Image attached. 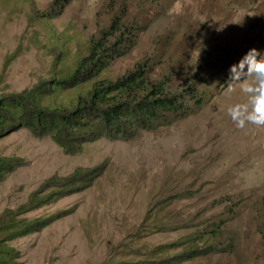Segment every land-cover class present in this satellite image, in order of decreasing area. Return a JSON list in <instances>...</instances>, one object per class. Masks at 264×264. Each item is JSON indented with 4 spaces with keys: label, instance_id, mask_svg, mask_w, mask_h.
Segmentation results:
<instances>
[{
    "label": "rangeland",
    "instance_id": "374dc122",
    "mask_svg": "<svg viewBox=\"0 0 264 264\" xmlns=\"http://www.w3.org/2000/svg\"><path fill=\"white\" fill-rule=\"evenodd\" d=\"M61 4L0 0V96L39 91L42 106H73L96 82L142 65L151 83L174 94L198 84L205 99L187 116L128 139L101 137L75 155L26 129L1 138L0 159L19 165L0 182V217L35 193L43 199L18 215L37 231L2 239L13 263L264 264V127L235 126L227 109L247 97L222 84L250 48L264 54V0ZM114 18L105 44L132 41L107 68L81 88L42 92L72 76ZM76 170L73 190L43 188Z\"/></svg>",
    "mask_w": 264,
    "mask_h": 264
},
{
    "label": "trees",
    "instance_id": "16d2710c",
    "mask_svg": "<svg viewBox=\"0 0 264 264\" xmlns=\"http://www.w3.org/2000/svg\"><path fill=\"white\" fill-rule=\"evenodd\" d=\"M69 2L61 0L62 7ZM117 29L114 18L109 28L102 32L101 39L92 41L89 55L79 61L72 76L46 82L41 91L49 90L54 94L59 90L81 88L93 81L107 68V62L116 53L119 54V47L132 41L125 36L106 45V39L115 35ZM228 77L229 71L223 78V85L227 83ZM200 87L198 84H190L180 92L171 93L164 82L151 83L149 71L139 65L115 82H96L78 96L73 106H42V93L39 91L23 92L16 96L1 95L0 139L26 129L38 138L52 137L67 154L75 155L86 143L101 137L128 139L132 138L133 130L151 129L154 124L170 117L187 116L192 106L201 105L205 99V93H199ZM18 165V162L11 159H0V182ZM82 175L83 172L76 170L67 179L52 177L43 188L50 185L68 192L78 187V179ZM41 201L43 199L35 193L16 212L5 211L0 217V264H14L13 252L2 239L24 237L37 231L32 228L33 222L20 220L18 215L30 211L33 205ZM46 225L44 223L42 227ZM211 238L207 236L205 240Z\"/></svg>",
    "mask_w": 264,
    "mask_h": 264
},
{
    "label": "clouds",
    "instance_id": "9594fccd",
    "mask_svg": "<svg viewBox=\"0 0 264 264\" xmlns=\"http://www.w3.org/2000/svg\"><path fill=\"white\" fill-rule=\"evenodd\" d=\"M236 85L247 99L228 107L227 114L232 122L241 130L249 124L264 127V54L255 47L229 67L226 93H234Z\"/></svg>",
    "mask_w": 264,
    "mask_h": 264
}]
</instances>
